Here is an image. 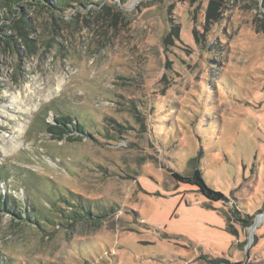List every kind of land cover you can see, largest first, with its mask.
<instances>
[{
  "label": "rangeland",
  "instance_id": "rangeland-1",
  "mask_svg": "<svg viewBox=\"0 0 264 264\" xmlns=\"http://www.w3.org/2000/svg\"><path fill=\"white\" fill-rule=\"evenodd\" d=\"M210 1L16 6L26 40H0V197L40 225L0 211V264H264V0H221L206 23ZM57 116L87 136L53 138ZM198 153L225 200L171 176Z\"/></svg>",
  "mask_w": 264,
  "mask_h": 264
},
{
  "label": "trees",
  "instance_id": "trees-1",
  "mask_svg": "<svg viewBox=\"0 0 264 264\" xmlns=\"http://www.w3.org/2000/svg\"><path fill=\"white\" fill-rule=\"evenodd\" d=\"M87 1H90L88 2L90 4L98 5L101 9H108L109 0H3L2 2H0V7L4 6L6 8L4 12H2L3 14H0V22L3 19H6L7 21H12V26H7V28L14 29V31H16L15 35L17 36L14 38L12 35L7 34L5 32L7 30L3 28V26H5L6 24L1 22L2 24L0 25V40L5 43H9L12 40L16 42L18 38L22 39L23 41L26 40V32H23V30L25 28V24H27V21L26 19H24L20 8L16 9V6L18 7L20 3H43L41 5H45L46 8H49L51 11L64 12L69 8H75L77 5L84 6ZM124 1L125 0H117V2L119 3L118 7H121L120 4ZM220 1L221 0H211L209 2L208 8L206 10V23L209 22V17H212V15L214 17V15L218 12L216 11V9L219 5H221ZM192 33L194 35L193 37L195 42L198 43V32L193 29ZM172 35H178L177 26L171 27L170 33L167 38H170V36ZM26 45L31 49V45ZM45 130L47 133H50L53 138L57 139H62L63 137H66L68 140H75L82 138V135L87 136L88 134L81 122H73V119H71L69 116H57L54 119V123L46 122ZM74 133L76 134L75 136L72 135ZM198 158L199 153L195 157L190 159V164L193 165L190 174H181L177 171H172L171 176L177 183H184L194 186L196 190L199 191L201 195H203L208 201L214 202L225 200L224 195L220 191H216L210 188L203 180L201 172L196 166V164L198 163ZM23 209L24 208L20 205L15 209L14 206L8 203L7 199L4 196L0 197V211L8 213L12 217V220L16 221L17 223H31L32 226L39 227V220L36 219V217H34V215L32 214H27L26 216H23ZM80 209L83 210L86 214H88L89 208L86 209L85 207H80ZM233 211V219L239 220L242 228L251 226L252 216L245 215L247 218L241 217L239 211ZM68 217H70L71 220H75L76 212H74L73 215H69ZM231 217V214L227 215L226 218L228 222L231 221Z\"/></svg>",
  "mask_w": 264,
  "mask_h": 264
},
{
  "label": "bare ground",
  "instance_id": "bare-ground-1",
  "mask_svg": "<svg viewBox=\"0 0 264 264\" xmlns=\"http://www.w3.org/2000/svg\"><path fill=\"white\" fill-rule=\"evenodd\" d=\"M19 98H20V97H18V95H13V97H12V101H13L15 104H17V108H18V109L25 110V111H29V110H31V107H29V106H23L22 101H19ZM24 127H25V124L20 123V124L18 125V131L20 132L22 129H24ZM20 133H21V132H20ZM17 145H18V143H14L12 147H16ZM262 216H264V214L260 215V217H262ZM258 220H259V219H258Z\"/></svg>",
  "mask_w": 264,
  "mask_h": 264
}]
</instances>
